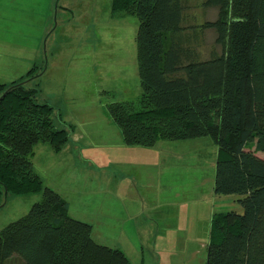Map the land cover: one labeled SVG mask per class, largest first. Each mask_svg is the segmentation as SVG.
<instances>
[{
    "label": "trees",
    "instance_id": "16d2710c",
    "mask_svg": "<svg viewBox=\"0 0 264 264\" xmlns=\"http://www.w3.org/2000/svg\"><path fill=\"white\" fill-rule=\"evenodd\" d=\"M199 8L215 17L202 21ZM112 11L139 22L142 93L105 106L124 142L210 137L218 146L214 191L238 195L243 212L213 213L206 264H264V0H113ZM35 68L0 83V207L9 192L42 195L0 231V264H136L97 241L93 225L35 170L36 148L62 151L73 128L57 125L60 113L30 84L41 75Z\"/></svg>",
    "mask_w": 264,
    "mask_h": 264
},
{
    "label": "rangeland",
    "instance_id": "374dc122",
    "mask_svg": "<svg viewBox=\"0 0 264 264\" xmlns=\"http://www.w3.org/2000/svg\"><path fill=\"white\" fill-rule=\"evenodd\" d=\"M112 1L0 0V83L26 77L34 66L41 72L30 84L41 90L40 99L55 107L67 127L73 126L71 135L76 133L79 142L66 152L67 145L55 152L40 144L35 170L45 185L69 201L76 218L93 225L97 241L122 247L131 257L136 253L137 264L142 259L149 264L147 218L153 214L151 203L159 201L162 216L173 214L180 224L172 239L182 244H175L182 252L178 264H206L212 214L242 213L239 196L213 192L218 146L210 137L159 140L153 146L124 142L105 106L137 100L142 93L139 22L135 16L113 13ZM197 12L202 21L215 17L209 9ZM213 41L209 31L204 57ZM41 197L4 194L0 231ZM140 209L146 224L139 238L136 223L125 214L136 215ZM7 264L20 261L13 258Z\"/></svg>",
    "mask_w": 264,
    "mask_h": 264
},
{
    "label": "crops",
    "instance_id": "0c3cea01",
    "mask_svg": "<svg viewBox=\"0 0 264 264\" xmlns=\"http://www.w3.org/2000/svg\"><path fill=\"white\" fill-rule=\"evenodd\" d=\"M48 17H49V13L47 16V12L45 15V19L46 21H48ZM63 123L66 124L65 121L61 120H57V125L58 126H63ZM72 133L71 135V141H69V143L67 144V146L63 149L68 150L69 148H74L73 145H76V143L79 142L78 136H76ZM73 144V145H70ZM260 155L264 156V153H259ZM82 158H87L82 156ZM85 160H89V159H85ZM89 162V161H88ZM214 192V189H213ZM123 201V200H122ZM238 201V200H237ZM159 201H155L152 204V206L150 205V211L153 213L152 217L147 218V220L151 221V227L150 225H147L148 229H150L149 235V243H150V249L149 251H147V253H149L150 257H149V264H178V262H180V253L179 250L177 248H179L177 245H175L176 243H179L181 246L182 244L180 242H176L174 243L173 240H175V230L177 225H180L177 221L176 222V217H173V214H171V218H166L162 216V212H161V207L163 206H159V204H157ZM123 205L124 207L126 206V203L123 201ZM142 209L136 211L137 214H133L131 216H129L130 213H128V211L126 212L125 215H127V217L131 218V220H133V223H136L137 225V229H135L134 231L138 233V237H143V225L146 224V220L142 217ZM213 215V214H212ZM131 231H133V225L130 227ZM136 236V233H135ZM137 237V236H136ZM170 239L172 240L170 242ZM141 241H138L137 245H139ZM135 246V247H136ZM120 249H122L126 255L132 259L133 262H136V253L133 255V257L129 256L128 252H126V250L122 247H118ZM143 248V247H142ZM180 249V248H179ZM132 252L135 251L134 248L130 249ZM129 250V251H130ZM145 251V249H144ZM143 251V252H144ZM192 253H194L192 251ZM146 264V262L142 259L140 264Z\"/></svg>",
    "mask_w": 264,
    "mask_h": 264
},
{
    "label": "water",
    "instance_id": "95a60500",
    "mask_svg": "<svg viewBox=\"0 0 264 264\" xmlns=\"http://www.w3.org/2000/svg\"><path fill=\"white\" fill-rule=\"evenodd\" d=\"M4 96V95H3Z\"/></svg>",
    "mask_w": 264,
    "mask_h": 264
}]
</instances>
